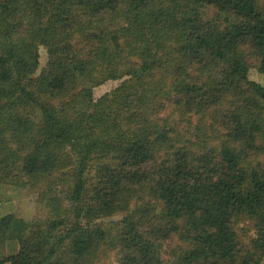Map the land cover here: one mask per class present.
I'll return each mask as SVG.
<instances>
[{"label":"trees","instance_id":"obj_1","mask_svg":"<svg viewBox=\"0 0 264 264\" xmlns=\"http://www.w3.org/2000/svg\"><path fill=\"white\" fill-rule=\"evenodd\" d=\"M0 184V264H261L264 0H0Z\"/></svg>","mask_w":264,"mask_h":264},{"label":"rangeland","instance_id":"obj_2","mask_svg":"<svg viewBox=\"0 0 264 264\" xmlns=\"http://www.w3.org/2000/svg\"><path fill=\"white\" fill-rule=\"evenodd\" d=\"M46 61V53L43 47L39 48V65L36 71V74L39 72L41 67L45 64ZM255 65V62H251ZM257 66V65H256ZM252 66L249 68V78L260 81V74L258 73L257 67ZM120 80H108L104 83L93 87V97L97 98L100 95L109 92L113 89ZM147 200V199H146ZM141 203V202H138ZM50 211L46 204H42L38 198V191L32 188H24V187H16L10 184H0V219L6 216H14L15 224L11 228V231L14 235L23 236L26 233V228L30 223H32L35 219L44 220L46 218H51L54 216V213L49 215ZM115 217V220H118L120 217ZM7 221L8 220H4ZM106 221H110V219H106ZM3 222V221H2ZM2 224V227L6 224ZM9 224V222H8ZM8 226V225H7ZM1 227V225H0ZM29 227V226H28ZM3 227L2 229H5ZM0 229V256H6L10 254H14L17 252L19 247L18 238L12 237L10 239L5 237L3 234V230ZM16 232V233H15ZM117 257L113 251H109L103 256L98 258L97 261L92 264H116ZM10 264V263H6ZM264 264V259L261 262Z\"/></svg>","mask_w":264,"mask_h":264}]
</instances>
